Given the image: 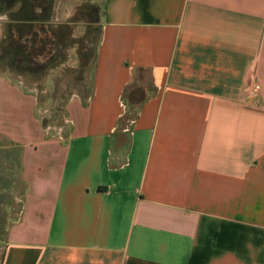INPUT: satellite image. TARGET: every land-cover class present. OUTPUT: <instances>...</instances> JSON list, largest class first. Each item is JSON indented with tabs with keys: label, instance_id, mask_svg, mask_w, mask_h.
Instances as JSON below:
<instances>
[{
	"label": "crops",
	"instance_id": "0c3cea01",
	"mask_svg": "<svg viewBox=\"0 0 264 264\" xmlns=\"http://www.w3.org/2000/svg\"><path fill=\"white\" fill-rule=\"evenodd\" d=\"M7 33L67 50L72 95L61 140L0 68V264H264V0H0Z\"/></svg>",
	"mask_w": 264,
	"mask_h": 264
},
{
	"label": "rangeland",
	"instance_id": "374dc122",
	"mask_svg": "<svg viewBox=\"0 0 264 264\" xmlns=\"http://www.w3.org/2000/svg\"><path fill=\"white\" fill-rule=\"evenodd\" d=\"M85 39L88 41L87 34ZM79 40L83 42L84 39L80 37ZM96 41L97 34L93 31L90 50H86L85 54H83V51H79L81 53L79 56L81 61L82 58L85 56L89 57V55H91V59L94 58ZM40 53L42 55H40ZM69 56L70 53L64 49L52 52L50 50H35V48L25 50L22 48L17 53H9L8 50L5 51L3 49L0 50V68H10L14 76L23 77L22 83L31 90L37 92L43 127L48 125H64L66 131L67 124H65L64 113L66 104L71 98L72 93H64L68 85L64 80L69 76L65 72L71 68L67 63L58 69L55 68V66L59 60L60 62H64ZM4 60H6L7 64H4ZM52 66L55 68L54 70H51L53 69ZM86 76H88L87 73ZM133 95L138 96V101H140L141 98L144 97V95H148V93H141V95L139 93H134ZM127 101L128 105L126 112H129L133 101H131L130 98H128ZM44 108L50 113L43 114L42 111L45 110ZM129 126H131V123ZM121 135H123V133H121ZM11 186V180L7 176L0 175V237H3L9 222L14 218L15 213L18 212V207L21 203L20 198L15 196L11 190Z\"/></svg>",
	"mask_w": 264,
	"mask_h": 264
},
{
	"label": "trees",
	"instance_id": "16d2710c",
	"mask_svg": "<svg viewBox=\"0 0 264 264\" xmlns=\"http://www.w3.org/2000/svg\"><path fill=\"white\" fill-rule=\"evenodd\" d=\"M17 28H18V32H19V36H20V29H19L20 27H17ZM23 31H26V28H24ZM43 42L45 43L46 40H43ZM1 49L5 50V51L8 50L9 53H11V52H16L17 53L18 51H20L22 48L20 47V44H19L18 35H17V39H14L12 34H10V33L8 34L7 33L6 38L4 39V41L2 42V44L0 46V50ZM35 50H45V49H43V48H35ZM40 55H42V54L40 53ZM5 56H6V54H5ZM5 59H6V57H5ZM138 93H139V91L136 92L135 94H138ZM133 94L134 93H129V96L133 95ZM139 94L141 95V93H139ZM147 97H148V95H146V96L144 95V97H142L141 100L138 101V96H136V95L130 96V100L133 101L132 102V107H131L129 112H126L124 114V116H123V118L121 120V124H120L121 129L119 131H122V130L126 129L131 122H133V124L135 123V121H136V119L138 117V114H139V109L141 107V104L147 99ZM114 144H117L116 140H114ZM120 144H119L120 148H122V146H124L123 142H121Z\"/></svg>",
	"mask_w": 264,
	"mask_h": 264
},
{
	"label": "built area",
	"instance_id": "2783aa9c",
	"mask_svg": "<svg viewBox=\"0 0 264 264\" xmlns=\"http://www.w3.org/2000/svg\"><path fill=\"white\" fill-rule=\"evenodd\" d=\"M260 89H261V86L258 83H255L249 89V95H250L252 100L257 99V97L259 96V93H260ZM123 108H125L124 105H123ZM42 113L43 114H49L50 112L47 109H45L42 111ZM64 120H65V124H68V125L71 124V121L68 120L67 118ZM132 125H133V122H131V126H129L126 131L131 132L130 129H131ZM44 131L47 133V135L55 136L57 138H60L61 140H63L65 138V126L64 125H61V126L48 125V126L44 127Z\"/></svg>",
	"mask_w": 264,
	"mask_h": 264
}]
</instances>
